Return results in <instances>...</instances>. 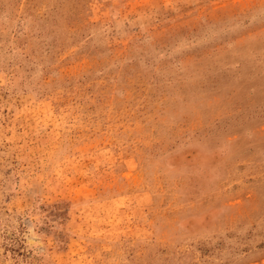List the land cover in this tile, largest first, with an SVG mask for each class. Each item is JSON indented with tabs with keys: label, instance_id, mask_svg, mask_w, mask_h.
Wrapping results in <instances>:
<instances>
[{
	"label": "rangeland",
	"instance_id": "1",
	"mask_svg": "<svg viewBox=\"0 0 264 264\" xmlns=\"http://www.w3.org/2000/svg\"><path fill=\"white\" fill-rule=\"evenodd\" d=\"M0 264H264V0H0Z\"/></svg>",
	"mask_w": 264,
	"mask_h": 264
}]
</instances>
